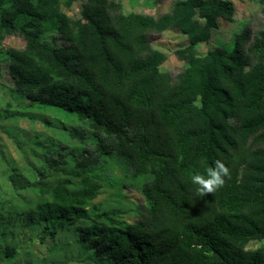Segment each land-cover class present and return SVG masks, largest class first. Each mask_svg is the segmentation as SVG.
<instances>
[{"label": "trees", "instance_id": "16d2710c", "mask_svg": "<svg viewBox=\"0 0 264 264\" xmlns=\"http://www.w3.org/2000/svg\"><path fill=\"white\" fill-rule=\"evenodd\" d=\"M252 1L264 13V0ZM75 2L73 19L64 11ZM233 15L230 0H175L157 17L124 14L116 0H0V44L9 35L24 42L0 48L14 92L26 107L83 126H59L30 175L7 174L0 264H16L14 229L40 243L59 239L55 246L86 264H264V247L246 249L264 239V30L197 52ZM167 30L187 39L174 52L186 65L173 77L149 45ZM110 160L128 181L141 180L133 222L91 203L103 183L116 185ZM216 160L230 178L200 197L191 176Z\"/></svg>", "mask_w": 264, "mask_h": 264}, {"label": "rangeland", "instance_id": "374dc122", "mask_svg": "<svg viewBox=\"0 0 264 264\" xmlns=\"http://www.w3.org/2000/svg\"><path fill=\"white\" fill-rule=\"evenodd\" d=\"M121 5V11L126 13H138L157 17L169 12L175 0H162L152 3V0H116ZM234 5V15L231 22L218 20V27L212 30L211 37L207 43L197 46L198 54H204L208 49L214 47H229L232 36L243 29H248L252 35L264 30V13L260 11L259 5L252 0H230ZM80 3L75 2L69 10L64 11L70 18L79 15ZM149 45L164 55L163 62L159 65L161 72L175 76L183 70L185 62L179 60L174 52L187 45V39L177 31L167 30L160 34L149 36ZM24 47L23 40L14 35L6 36L0 48L21 50ZM27 100L20 94L14 92L11 78L7 74L6 65L0 63V194L5 199L7 192L6 176L11 171L22 175H30L32 167L38 164L39 146L55 139L60 134L59 126H70L83 128L72 116L52 111H41L26 107ZM20 112L29 114L32 119L12 116ZM42 119L47 121L44 125ZM106 173L116 183L109 185L103 183L97 197L92 204L102 209L115 208L116 219L124 222H133L137 219L139 206L144 205V199L138 190L141 180L128 181L120 165L115 160H110L105 167ZM23 198L17 197L16 201L22 203L31 198L29 192L23 193ZM9 208V204H5ZM13 245L16 249V264L29 261L31 264H86L79 261L75 256L70 257L73 250H62L54 241L40 243L33 232L22 229L15 230L12 234ZM61 241V240H60ZM264 247V239L251 241L246 249L253 250Z\"/></svg>", "mask_w": 264, "mask_h": 264}, {"label": "clouds", "instance_id": "9594fccd", "mask_svg": "<svg viewBox=\"0 0 264 264\" xmlns=\"http://www.w3.org/2000/svg\"><path fill=\"white\" fill-rule=\"evenodd\" d=\"M225 178H230V169L222 161L216 160L213 166L206 169V174H193L191 183L196 186L197 195L203 197L222 188Z\"/></svg>", "mask_w": 264, "mask_h": 264}]
</instances>
